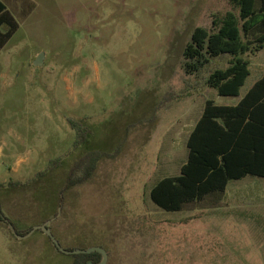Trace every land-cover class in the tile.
I'll list each match as a JSON object with an SVG mask.
<instances>
[{"label": "rangeland", "instance_id": "374dc122", "mask_svg": "<svg viewBox=\"0 0 264 264\" xmlns=\"http://www.w3.org/2000/svg\"><path fill=\"white\" fill-rule=\"evenodd\" d=\"M6 3L20 27L0 49V182L21 184L0 188V264H72L42 225L64 248H103L105 264H264V181H233L179 211L150 195L180 174L207 99L235 104L264 74L263 49L246 56L240 95L222 96L206 79L228 57L183 68L192 32L211 28L228 0ZM69 118H85L86 142L74 146ZM95 151L91 176L65 188Z\"/></svg>", "mask_w": 264, "mask_h": 264}, {"label": "trees", "instance_id": "16d2710c", "mask_svg": "<svg viewBox=\"0 0 264 264\" xmlns=\"http://www.w3.org/2000/svg\"><path fill=\"white\" fill-rule=\"evenodd\" d=\"M228 2L231 9L216 16L211 28L198 26L194 29L183 51V68L194 74L215 58L228 57L227 66L212 70L206 83L222 96H238L250 75V61L246 56L264 48V0ZM19 27L18 19L0 1V49ZM68 122L75 131L74 146L86 142L90 128L84 123L85 118H69ZM187 146L188 158L180 174L162 178L151 189V199L164 210L179 211L186 203L212 194H224L230 181L247 175L264 178V75L236 105L207 99L201 117L190 132ZM98 156L95 151L70 168L65 188L87 180ZM61 160H52L49 167ZM43 174L38 173L39 176ZM20 184L9 179L7 184L0 182V188ZM4 219L0 207V220ZM57 251L71 258L72 264H98L103 259L99 251L70 255Z\"/></svg>", "mask_w": 264, "mask_h": 264}, {"label": "water", "instance_id": "95a60500", "mask_svg": "<svg viewBox=\"0 0 264 264\" xmlns=\"http://www.w3.org/2000/svg\"><path fill=\"white\" fill-rule=\"evenodd\" d=\"M44 58H45V54L44 53L39 54L36 57V59L34 60V64L36 66H41L43 64ZM10 227H11L12 231L14 232V234L16 236H18V234L16 233V230L13 227L12 223H10ZM37 227H40L41 229H43L50 236V238L58 246V248L60 249L61 252L65 253V254H78V253H90L92 251H99V252H101L103 254V259L98 264H105L106 263L107 254H106V251L103 248L98 247V246H93V247H89V248H85V249L78 248V249L69 250V249H66L63 246H61V244L59 243L58 239L51 233V231L48 228H46L45 225L37 226Z\"/></svg>", "mask_w": 264, "mask_h": 264}, {"label": "crops", "instance_id": "0c3cea01", "mask_svg": "<svg viewBox=\"0 0 264 264\" xmlns=\"http://www.w3.org/2000/svg\"><path fill=\"white\" fill-rule=\"evenodd\" d=\"M0 1H1L2 3H4L5 6L11 11V13L16 17V15L14 14V12H13V11L9 8V6L7 5L6 0H0ZM17 5H19V6L21 7V10H20V11H24V10H23V7H24V1H23V2H20V1H19V2H16V6H17ZM16 13H17V12H16ZM17 14H18V13H17ZM16 18H17V17H16ZM9 40H10V39H9ZM1 41H2V38H1V34H0V43H1ZM8 42H9V41H7V43H8ZM7 43H6V44H7ZM4 46H5V45H4ZM4 46H3V47H4ZM3 47H2V48H3ZM2 48H1V49H2ZM263 49H264V48H263ZM263 49H261L260 51H262ZM260 51H258V52H260ZM258 52H256V53H258ZM251 54H252V53H251ZM253 54H255V53H253ZM248 55H249V54H248ZM263 75H264V74H262L261 77H262ZM250 76H251V72H250V75L248 76V78H249ZM261 77H259L258 79H260ZM248 78L246 79L245 84H246ZM258 79H257V80H258ZM257 80H256V81H257ZM256 81H255V82H256ZM255 82H254V83H255ZM254 83H253V84H254ZM245 84H244L242 87H244ZM252 86H253V85H251V86L247 89V91H248ZM242 87H241V89H242ZM247 91H246V92H247ZM246 92L244 93V95L246 94ZM240 93H241V90H240ZM239 95H240V94H239ZM244 95H243V96H244ZM243 96H242V97H243ZM242 97H241V99H242ZM241 99H240V100H241ZM240 100H239V101H240ZM239 101H238V102H239ZM238 102H237V103H238ZM237 103H235V104H226V105H236ZM218 104H219V103H218ZM249 177H253V178L259 179V180H261V181H264V178L257 177V176H254V175H247V176H245L244 178L230 181L229 184H228V186H227V189H228V187H229V185H230L231 182H233V181L244 180V179L249 178ZM227 189H226V192H227ZM226 192H225V193H226Z\"/></svg>", "mask_w": 264, "mask_h": 264}, {"label": "flooded vegetation", "instance_id": "af4514ba", "mask_svg": "<svg viewBox=\"0 0 264 264\" xmlns=\"http://www.w3.org/2000/svg\"><path fill=\"white\" fill-rule=\"evenodd\" d=\"M43 230V229H42ZM50 241H52L53 242V244H54V246H55V248L58 250L59 248H58V246L54 243V241L52 240V239H50ZM60 243V242H59ZM62 246V245H61ZM67 249V248H66ZM60 250V249H59ZM67 255H70V254H67Z\"/></svg>", "mask_w": 264, "mask_h": 264}]
</instances>
